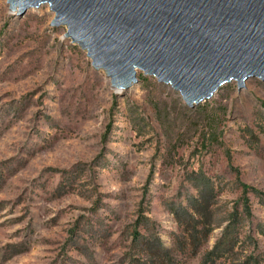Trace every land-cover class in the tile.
<instances>
[{"label": "rangeland", "instance_id": "rangeland-1", "mask_svg": "<svg viewBox=\"0 0 264 264\" xmlns=\"http://www.w3.org/2000/svg\"><path fill=\"white\" fill-rule=\"evenodd\" d=\"M54 16L0 0V264H264V78L120 94Z\"/></svg>", "mask_w": 264, "mask_h": 264}, {"label": "water", "instance_id": "water-1", "mask_svg": "<svg viewBox=\"0 0 264 264\" xmlns=\"http://www.w3.org/2000/svg\"><path fill=\"white\" fill-rule=\"evenodd\" d=\"M22 16L48 4L52 26L87 51L116 92L138 71L179 91L189 107L225 83L264 78V0H8ZM239 87V88H240ZM246 87V86H245Z\"/></svg>", "mask_w": 264, "mask_h": 264}, {"label": "trees", "instance_id": "trees-1", "mask_svg": "<svg viewBox=\"0 0 264 264\" xmlns=\"http://www.w3.org/2000/svg\"><path fill=\"white\" fill-rule=\"evenodd\" d=\"M244 206H245V209L248 211V204L245 202L244 203ZM231 219L233 220V224L235 223V222H239L240 221V217L238 216V214H237V210L234 212V213H232V215H231ZM140 222V220H138L137 221V223H139ZM133 234L135 235V238L137 239V237L139 236V234L136 232V230L133 232ZM141 239V238H140ZM140 239L138 240V242L140 241ZM138 244V243H137ZM212 253V252H211Z\"/></svg>", "mask_w": 264, "mask_h": 264}]
</instances>
